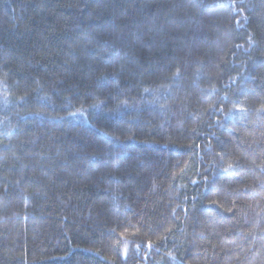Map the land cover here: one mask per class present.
<instances>
[{
	"label": "trees",
	"instance_id": "16d2710c",
	"mask_svg": "<svg viewBox=\"0 0 264 264\" xmlns=\"http://www.w3.org/2000/svg\"><path fill=\"white\" fill-rule=\"evenodd\" d=\"M0 264H264V0H0Z\"/></svg>",
	"mask_w": 264,
	"mask_h": 264
}]
</instances>
